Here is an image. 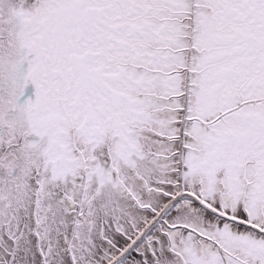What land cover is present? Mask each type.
<instances>
[{"label":"snow or ice","instance_id":"snow-or-ice-1","mask_svg":"<svg viewBox=\"0 0 264 264\" xmlns=\"http://www.w3.org/2000/svg\"><path fill=\"white\" fill-rule=\"evenodd\" d=\"M0 264H264V0H0Z\"/></svg>","mask_w":264,"mask_h":264}]
</instances>
